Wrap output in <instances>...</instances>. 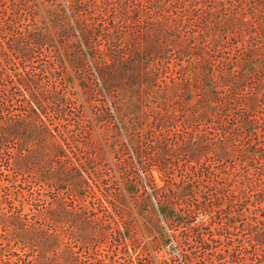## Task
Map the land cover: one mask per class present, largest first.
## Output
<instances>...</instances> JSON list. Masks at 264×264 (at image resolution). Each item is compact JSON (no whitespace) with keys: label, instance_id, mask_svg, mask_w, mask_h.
Returning a JSON list of instances; mask_svg holds the SVG:
<instances>
[{"label":"rangeland","instance_id":"1","mask_svg":"<svg viewBox=\"0 0 264 264\" xmlns=\"http://www.w3.org/2000/svg\"><path fill=\"white\" fill-rule=\"evenodd\" d=\"M263 14L264 0H0V45L7 48V39L20 31L43 29L46 44L37 45L34 57L22 59L19 66L30 74L40 73L45 86L57 83L67 93L66 119L61 123L72 130L69 141L84 146L91 156L96 151L91 172L104 175L102 187L118 194L131 215L127 216L133 223L137 253L131 240L120 244L109 238L96 246L71 238L68 245L79 255L78 264H264L255 259L261 245L249 224L260 213L248 218L237 213V227H226L221 234L220 223L207 224L209 229L204 231L211 238V249L186 238L179 216L186 213L185 203L181 201V208L175 204L173 218L161 206L169 200L171 184L181 189L185 160L180 158L179 165L170 162L179 159H167L166 150L160 148L166 133H203L207 140L213 136L218 125L214 112L209 109L208 117L199 116L205 101L217 103L219 91L232 85L221 80L222 67L243 55L242 60H257V74H248L252 76L249 88L257 89L264 99ZM251 48L257 50L255 56L245 54ZM166 113L175 117L171 123H166ZM229 114L232 119L234 112ZM185 119L190 123H183ZM51 121L56 125L58 119L52 116ZM61 129L64 132L66 127ZM159 150L160 157L153 155ZM202 159L229 182L234 157L209 153ZM2 160L0 185L11 184L13 172ZM243 167L244 176L254 173L257 164ZM20 182L26 197L17 194L20 187L6 194L0 186V264H21L16 261L33 257L29 247L8 239L11 227L6 215L20 204L18 199L24 200V213L32 211L30 201L36 210L58 195L81 205L91 199H75L64 188H45L42 195H30L28 177ZM87 209L84 217L90 228L100 227L105 207L93 199ZM113 209L117 215L123 213L121 205ZM215 213L219 215V209ZM219 251L223 258L216 256Z\"/></svg>","mask_w":264,"mask_h":264},{"label":"trees","instance_id":"2","mask_svg":"<svg viewBox=\"0 0 264 264\" xmlns=\"http://www.w3.org/2000/svg\"><path fill=\"white\" fill-rule=\"evenodd\" d=\"M7 26L10 25H3L1 29ZM42 30L36 26L34 29L20 31L19 35H11L7 39V48L3 43L0 45V165H3L2 159H5L8 170L13 172L9 179L11 184L1 183L0 186L6 194H11L12 187H20L17 194L26 197V189L20 178L28 177L32 183V187L27 189L30 195H42L45 188H64L75 199L89 196L91 199L89 203L81 205L58 195L54 200L46 202L43 208L36 210L30 201V213H24V200L18 199L20 204L14 205L11 208L14 210L6 215L11 227L8 239L10 242L16 241V244L21 243L24 248L29 247L31 253H34L32 258H22L16 262L78 264L79 255L68 245L71 238L83 244L91 242L96 246L109 238L120 241V244L131 240L133 252L137 253V239L132 234L133 223L127 216L130 215L128 209L123 207V199L106 186L102 187L100 182L104 175L101 172H91L90 165L97 159L96 151L91 156L84 146L72 145L68 137L72 130L61 123L62 119H66L63 105L69 100L67 93L57 83L51 87L45 86L41 82L43 77H40V73L30 74L25 66H19L22 59L26 61L34 57L37 45L46 44ZM251 53L255 56L257 50L251 48L245 54ZM243 57L222 67L221 80L232 81V85L219 91L217 103L205 101V111L199 116L208 117L209 109L214 112L218 125L213 136L207 140L203 133H166V143L160 142L163 144L160 148L166 150L167 159L174 156L179 159L170 162H178L179 165L180 158H184L186 164L183 180H180L183 183L179 186L181 189L175 190L171 184L167 194L169 200L162 201L161 206L164 213L173 218L175 204H180L181 208L183 201L186 213L179 216L181 223L186 226L184 235L193 238L198 246L206 250L212 248L211 238H207L204 231L209 229L207 224L220 223L222 226L217 231L221 234L226 227H237V213L246 218L260 213L249 224L254 229L257 244L261 245L255 259L261 261L264 260V99L257 89L249 88L248 78L252 76L248 74H257V60L252 57L251 60H242ZM11 65L15 67L13 72H9ZM236 65L242 68L238 69ZM49 71L52 72L51 69ZM166 98L171 100L170 96ZM5 110L10 111V114H5ZM230 110L234 112L232 119ZM52 116L58 119L56 125L51 121ZM215 117L212 119L215 120ZM173 119L175 117L171 113H166V123H171ZM183 123L190 121L185 119ZM62 124L66 127L64 132ZM70 138L73 140L74 136ZM209 153L220 158L234 157L235 165L229 173L228 183L222 180L221 174L215 169H209L202 159ZM153 155L160 157L161 151ZM245 163H256V171L252 174L244 173L243 176L241 169ZM240 176L243 179L235 181ZM93 199L105 207L106 215L100 227L90 228L84 214H87ZM119 204L123 210V213L118 214L120 216L113 209V206ZM217 209L219 215L215 213ZM194 220L195 224L189 223ZM62 222L66 225L61 226ZM50 252L52 255H49ZM186 255L191 257L189 253ZM216 256L223 258L224 254L219 251Z\"/></svg>","mask_w":264,"mask_h":264}]
</instances>
